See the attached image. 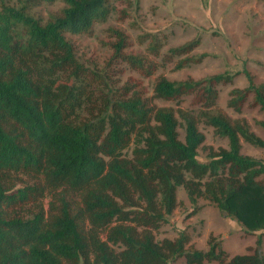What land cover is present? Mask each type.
<instances>
[{"label":"trees","instance_id":"16d2710c","mask_svg":"<svg viewBox=\"0 0 264 264\" xmlns=\"http://www.w3.org/2000/svg\"><path fill=\"white\" fill-rule=\"evenodd\" d=\"M45 1L54 0L0 7V264H264V161L243 154L241 138L262 148L264 139L217 108L218 86L233 75H160L151 96L136 83L115 87L107 72L79 60L66 35H88L106 21L109 0H64L44 22L30 9ZM116 35L113 57L152 74L156 63L124 53L125 36ZM198 45L171 47L162 60L188 67L204 57L192 55ZM161 46L156 41L152 54ZM245 75L248 85L232 89L227 105L240 113L252 97L264 113V81ZM187 96L192 109L154 102L180 105ZM200 121L228 140L210 147L206 162L198 159ZM19 176L33 182L15 188ZM179 187L192 203L203 197L248 232L259 231L255 246L229 256L213 235L206 251L185 231L157 239Z\"/></svg>","mask_w":264,"mask_h":264},{"label":"rangeland","instance_id":"374dc122","mask_svg":"<svg viewBox=\"0 0 264 264\" xmlns=\"http://www.w3.org/2000/svg\"><path fill=\"white\" fill-rule=\"evenodd\" d=\"M27 0H0V7L9 5L20 8ZM110 14L106 21L96 23L90 34H66L75 47L77 57L92 70H97L112 85L126 82L137 84L145 95H153V87L160 75L170 80L195 79L216 73L233 75L232 82L218 86L217 108L235 119H245L251 130L264 139V128L259 121L264 113L251 104L249 98L240 113L227 105L230 91L245 88L249 71L254 82L264 81V0H109ZM65 6L64 0L42 2L30 9V13L42 21L59 14ZM126 39L123 52L144 56L155 62L153 73L146 76L132 69L127 63L113 57L116 32ZM198 39L199 45L192 55H204L200 62L176 69V59L164 62L162 55L171 47ZM160 41V55L152 54V45ZM178 59V58H177ZM147 61V62H148ZM158 106L192 109L191 97L187 96L180 105L173 101L155 99ZM196 108V107H195ZM199 129L205 141L199 148L198 159L209 160L210 147L218 150L227 147L228 140L216 134L214 127L200 121ZM179 136L184 139L185 130L179 127ZM243 154L264 161V148L249 144L241 138ZM26 176L15 180V188L32 183ZM49 199H45L48 206ZM178 206L156 232L157 239L174 238L185 231L190 244L206 251L208 238L213 235L229 256L248 253L255 246L259 231L251 233L233 216H227L210 200L203 197L192 203L183 187L177 189ZM262 250L264 252V236ZM179 258L171 264H184Z\"/></svg>","mask_w":264,"mask_h":264}]
</instances>
